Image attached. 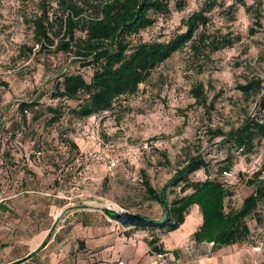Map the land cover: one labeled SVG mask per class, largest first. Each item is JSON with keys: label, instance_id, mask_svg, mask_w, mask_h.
<instances>
[{"label": "rangeland", "instance_id": "obj_1", "mask_svg": "<svg viewBox=\"0 0 264 264\" xmlns=\"http://www.w3.org/2000/svg\"><path fill=\"white\" fill-rule=\"evenodd\" d=\"M217 3L199 31L208 40L198 44L195 39L196 51L187 44L112 111L77 118L69 109L78 102L51 95L60 75L78 73L89 80L91 70L57 52L56 41L43 49L35 44L33 21L43 9L38 0H0V192L39 197L44 212L54 207V216L47 220L40 210L45 217L40 222L44 233L38 239V264H51L46 252L53 242L56 254L66 244L68 264H77L84 254L86 264L94 263L88 249L82 251L74 228L100 217L119 226L105 210L161 221L163 209L145 185L159 193L193 157L208 167L189 175L188 181L222 183L231 193L226 212L238 210L253 193L246 181L264 160V139L256 142L252 154L241 155L215 133H228L246 117L264 123V93L239 90L258 80L264 89V0H245V7L233 10L227 0ZM202 6L203 0H172L170 13L155 16L137 39L169 41L185 31L182 22ZM210 41L222 48L212 52ZM197 86L202 88L199 101L191 93ZM48 108L62 112L55 124ZM227 158L232 169L221 174ZM182 185L166 190L168 205L182 196ZM186 219L173 232L119 227L125 235L157 241L156 246L168 252L160 257L164 264H264V199L246 221L248 239L233 246L193 243L191 235L201 217L191 208Z\"/></svg>", "mask_w": 264, "mask_h": 264}, {"label": "trees", "instance_id": "obj_2", "mask_svg": "<svg viewBox=\"0 0 264 264\" xmlns=\"http://www.w3.org/2000/svg\"><path fill=\"white\" fill-rule=\"evenodd\" d=\"M43 5L41 14L33 21L34 42L43 49L53 46L55 50L68 54L72 61L82 68H88L92 74L86 80L78 73L60 75L51 97L78 102L69 109L77 118H90L113 110L117 101L134 95L138 87L145 83L151 72L167 61L173 54L187 44H204L208 37L199 33L208 24L207 14L224 0H203V6L187 17L182 25L183 33L177 34L167 42H141L137 38L141 32L150 28L155 16L170 13L172 0H38ZM228 9L245 7V0H227ZM53 5V6H52ZM47 6V7H46ZM182 5L178 4L180 10ZM197 37V38H196ZM211 51L222 48L210 41ZM242 94L253 90L262 91L261 81L239 87ZM194 99H202V88L191 91ZM28 107V105L26 106ZM264 109V96L262 97ZM52 114L51 123L61 118L62 112L48 108ZM216 137L222 143H229L241 155H250L257 141L264 139V123L246 117L237 128L228 133L217 130ZM221 169V174H229L232 162ZM207 163L200 157H193L177 173V181L172 186L183 184L182 196L168 205L171 221L165 226L167 231L177 230L183 223L189 210L196 207L201 224L191 235L195 244H211L214 248L228 247L243 243L249 237L247 219L251 217L259 203L264 199V160L246 185L253 187V193L246 197L238 210L225 211V200L231 193L216 179L202 182H190L188 176L198 170L207 169ZM146 190L160 204L159 193L146 183ZM162 229V228H161ZM82 244V243H81ZM151 239L147 245L151 254L165 255L163 248L156 246Z\"/></svg>", "mask_w": 264, "mask_h": 264}, {"label": "crops", "instance_id": "obj_3", "mask_svg": "<svg viewBox=\"0 0 264 264\" xmlns=\"http://www.w3.org/2000/svg\"><path fill=\"white\" fill-rule=\"evenodd\" d=\"M194 208L196 207L192 210ZM53 209L52 206L46 207L47 212H44L45 207L39 202V197L23 194L8 196L0 192V264H38V239L39 234L44 233L40 230V222L47 220L49 216L53 217ZM40 210L46 217L40 215ZM186 223L187 219L184 225ZM74 230L84 244L82 251L87 252L85 248L88 249L92 254L90 256L95 258L92 264L165 263L161 261L160 255L150 253L147 241L141 235H125L122 231L125 229L110 225L109 220L104 221L101 217L92 224L78 223ZM49 244H52V253H49L48 248L46 254L50 257L51 264H68L66 244H62L61 254L54 252V242ZM60 245L57 250L61 249ZM85 256L87 255H80L77 264H86Z\"/></svg>", "mask_w": 264, "mask_h": 264}, {"label": "water", "instance_id": "obj_4", "mask_svg": "<svg viewBox=\"0 0 264 264\" xmlns=\"http://www.w3.org/2000/svg\"><path fill=\"white\" fill-rule=\"evenodd\" d=\"M177 179L178 176L175 177L171 182H169L159 193V201L163 209V218L161 221H154L125 212L116 213L110 210H105L104 212L123 229L139 228L146 230H156L164 228L170 223L171 215L163 195L165 191L177 181Z\"/></svg>", "mask_w": 264, "mask_h": 264}]
</instances>
